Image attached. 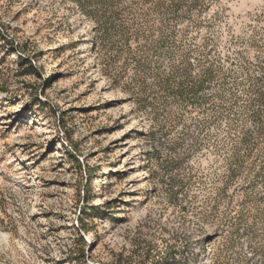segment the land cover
Here are the masks:
<instances>
[{"label": "rangeland", "instance_id": "rangeland-1", "mask_svg": "<svg viewBox=\"0 0 264 264\" xmlns=\"http://www.w3.org/2000/svg\"><path fill=\"white\" fill-rule=\"evenodd\" d=\"M0 264H264V0H0Z\"/></svg>", "mask_w": 264, "mask_h": 264}, {"label": "trees", "instance_id": "trees-1", "mask_svg": "<svg viewBox=\"0 0 264 264\" xmlns=\"http://www.w3.org/2000/svg\"><path fill=\"white\" fill-rule=\"evenodd\" d=\"M26 64H29V62H27V61H24ZM29 66V65H28ZM103 69H104V67H103ZM105 70V69H104ZM137 81H139V85H140V87H142L143 86V80L141 79V75H140V73H138L137 74V79H136Z\"/></svg>", "mask_w": 264, "mask_h": 264}, {"label": "bare ground", "instance_id": "bare-ground-1", "mask_svg": "<svg viewBox=\"0 0 264 264\" xmlns=\"http://www.w3.org/2000/svg\"><path fill=\"white\" fill-rule=\"evenodd\" d=\"M2 236H6V235H2Z\"/></svg>", "mask_w": 264, "mask_h": 264}]
</instances>
